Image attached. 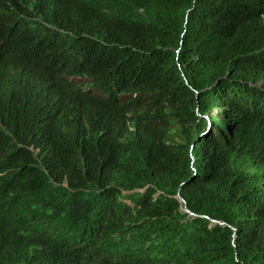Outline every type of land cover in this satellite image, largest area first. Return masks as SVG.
<instances>
[{
    "label": "trees",
    "instance_id": "obj_1",
    "mask_svg": "<svg viewBox=\"0 0 264 264\" xmlns=\"http://www.w3.org/2000/svg\"><path fill=\"white\" fill-rule=\"evenodd\" d=\"M0 62V264H264V0H0Z\"/></svg>",
    "mask_w": 264,
    "mask_h": 264
},
{
    "label": "clouds",
    "instance_id": "obj_2",
    "mask_svg": "<svg viewBox=\"0 0 264 264\" xmlns=\"http://www.w3.org/2000/svg\"><path fill=\"white\" fill-rule=\"evenodd\" d=\"M82 56L78 59V62L69 69L67 73H63L64 74L63 77H65L67 80L66 85L69 87L73 88L74 84L88 85V82H91L93 76H97L102 73V65L100 61L90 57L84 58ZM83 60L85 62L84 67L81 66ZM3 67L6 68L7 70H13L11 69L10 66L0 62V70ZM38 232L39 235L42 236L43 241H45L47 239V236L49 235V231L47 229H43V230L38 229Z\"/></svg>",
    "mask_w": 264,
    "mask_h": 264
},
{
    "label": "water",
    "instance_id": "obj_3",
    "mask_svg": "<svg viewBox=\"0 0 264 264\" xmlns=\"http://www.w3.org/2000/svg\"><path fill=\"white\" fill-rule=\"evenodd\" d=\"M205 117L207 118V116H205ZM208 123H209V121H208ZM175 196H176L177 200H178L179 202L182 203V205H181V209H182L183 211H185L187 214H189V215H191V216H195L194 213H192L189 209H187V208L185 207V203H184L183 198H182L178 193H176ZM204 216H205V215H204ZM205 217H207V216H205ZM207 218H208V217H207ZM208 219H209V221H211V222H213V223H218V224H220V225H223V222H222V221H218V220H215V219H212V218H208Z\"/></svg>",
    "mask_w": 264,
    "mask_h": 264
}]
</instances>
